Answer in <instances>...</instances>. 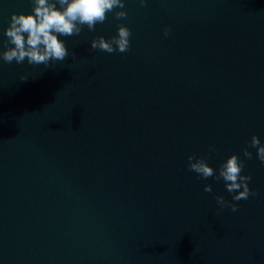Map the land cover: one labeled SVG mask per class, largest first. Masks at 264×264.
I'll use <instances>...</instances> for the list:
<instances>
[{
  "label": "water",
  "instance_id": "obj_1",
  "mask_svg": "<svg viewBox=\"0 0 264 264\" xmlns=\"http://www.w3.org/2000/svg\"><path fill=\"white\" fill-rule=\"evenodd\" d=\"M124 2L62 62L0 59V264H264V0ZM31 11L0 0V51ZM121 24L129 51L91 48ZM233 154L247 200L188 169Z\"/></svg>",
  "mask_w": 264,
  "mask_h": 264
},
{
  "label": "clouds",
  "instance_id": "obj_2",
  "mask_svg": "<svg viewBox=\"0 0 264 264\" xmlns=\"http://www.w3.org/2000/svg\"><path fill=\"white\" fill-rule=\"evenodd\" d=\"M139 2L141 6H147V0ZM31 3L32 11L27 14L13 12L9 26L4 30L6 47L0 51V59L5 63L15 61L21 64L27 60L30 65L43 64L47 68L50 62H62L69 56L65 41L60 37L77 36L85 26L89 31H94L97 24L105 22L109 13H113L117 20L127 18V12L123 10L124 0H31ZM170 31L171 28L166 27L164 35L167 36ZM130 36V29L121 24L117 35L110 39L98 36L90 46L107 53H125L130 50ZM72 58H76L75 54H72ZM20 79L27 80L28 77L21 75ZM250 147L257 149V158L264 164V144L256 135L252 136ZM244 156L251 159L252 152L244 149ZM188 160V169L199 178L223 180L226 191L234 194L232 200H247L250 195H256L248 186L251 177L241 174L244 164L237 155L228 157L218 170L210 167L205 158L189 156ZM204 191L212 192V186L206 184ZM215 199L221 208L230 207L233 212L238 210L237 204L225 200L223 196Z\"/></svg>",
  "mask_w": 264,
  "mask_h": 264
}]
</instances>
